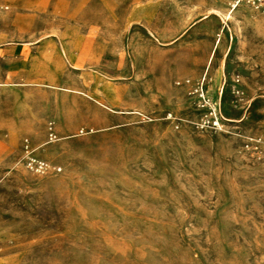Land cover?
<instances>
[{"label":"rangeland","instance_id":"374dc122","mask_svg":"<svg viewBox=\"0 0 264 264\" xmlns=\"http://www.w3.org/2000/svg\"><path fill=\"white\" fill-rule=\"evenodd\" d=\"M254 1L0 0V264H264Z\"/></svg>","mask_w":264,"mask_h":264},{"label":"built area","instance_id":"2783aa9c","mask_svg":"<svg viewBox=\"0 0 264 264\" xmlns=\"http://www.w3.org/2000/svg\"><path fill=\"white\" fill-rule=\"evenodd\" d=\"M254 2L257 3L256 0ZM28 164L36 171H42L46 167V163L44 161L39 160L33 156L28 159Z\"/></svg>","mask_w":264,"mask_h":264},{"label":"crops","instance_id":"0c3cea01","mask_svg":"<svg viewBox=\"0 0 264 264\" xmlns=\"http://www.w3.org/2000/svg\"><path fill=\"white\" fill-rule=\"evenodd\" d=\"M220 41H221V37L218 38V41H217V45L216 46H218L220 44Z\"/></svg>","mask_w":264,"mask_h":264}]
</instances>
